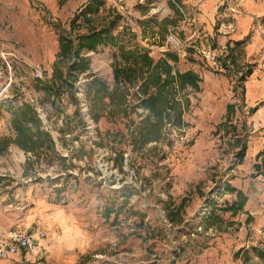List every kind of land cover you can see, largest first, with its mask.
Wrapping results in <instances>:
<instances>
[{
	"label": "rangeland",
	"instance_id": "1",
	"mask_svg": "<svg viewBox=\"0 0 264 264\" xmlns=\"http://www.w3.org/2000/svg\"><path fill=\"white\" fill-rule=\"evenodd\" d=\"M89 1L0 0V177L7 180L0 185V242L15 230L43 235L36 237L38 253L21 250L0 264H264V132L250 124L264 103L246 104L253 64L241 65L238 57L250 42L238 38L241 9L219 10L215 35L239 39L220 45L187 8L201 0H104L102 19H115L116 11V32L127 27L137 35L127 36L128 47L139 45L155 60L169 53L196 59L232 81L235 103L223 122L204 121L199 129L185 123L191 104L179 92L183 124L166 120L160 138L143 145L149 112L142 82L126 84L125 114L100 112L91 101L95 76L114 86L107 65L95 74L91 61L73 89L59 95L37 85L52 80L60 37ZM206 50L220 56L221 70L213 69ZM115 52L101 47L85 56L102 62ZM25 105L51 136L53 150L30 153L13 142L11 116ZM174 134L184 139L178 147ZM257 147L263 150L256 153ZM233 188L248 198L236 215L226 211L237 201ZM61 211L65 226L53 221Z\"/></svg>",
	"mask_w": 264,
	"mask_h": 264
},
{
	"label": "trees",
	"instance_id": "2",
	"mask_svg": "<svg viewBox=\"0 0 264 264\" xmlns=\"http://www.w3.org/2000/svg\"><path fill=\"white\" fill-rule=\"evenodd\" d=\"M65 2L61 0V5ZM105 5L104 0H90L84 9L75 14L70 22V32L60 37V52L52 80L45 83L37 81V85L48 95L72 90L78 75L91 69V60L86 54L101 47L116 50L112 63L115 81L113 88L95 76L89 87V95L100 112L110 109L112 113L125 114L126 84L142 82L140 91L145 96L142 106L149 112L141 134L142 143L146 145L160 138L166 120L179 126L183 124L185 109L178 100V93L183 95L185 106L188 105V92L200 89L201 78L193 71H179L176 66L179 58L174 53H169L167 58L155 60L147 49L139 45L128 47L125 44L127 36L135 38L137 35L127 27L116 32V18L121 16L116 11L115 19L109 22L102 19L100 13L105 10ZM150 23H141L142 28L145 30ZM166 28L159 33L165 35ZM233 111L234 108L229 107V114ZM99 114L95 115L97 120ZM11 126L16 132L13 142L20 149L30 153L53 150L51 136L42 128L41 120L29 106L25 105L12 113ZM4 140L7 145V139ZM6 182L4 177H0L1 186H6ZM231 190L237 192V201L226 211L236 215L244 210L248 198L242 191L234 188ZM183 208L181 205L177 212H182ZM259 258L264 261V249L259 251Z\"/></svg>",
	"mask_w": 264,
	"mask_h": 264
},
{
	"label": "crops",
	"instance_id": "3",
	"mask_svg": "<svg viewBox=\"0 0 264 264\" xmlns=\"http://www.w3.org/2000/svg\"><path fill=\"white\" fill-rule=\"evenodd\" d=\"M202 1L204 2L206 0L195 3L191 2L187 8L195 12L193 13V18H196L198 24L205 27V31L212 41L221 45L228 41L239 40L238 38H240V42H243L244 38L250 39L245 51L239 54L238 57L241 59L240 62L244 61L241 65H246V63L253 64V74L245 83V96L247 107L256 108L258 105L264 103V0H208L207 3H202ZM236 8L242 11V16L237 18V23L240 28L238 38L218 35L217 33L215 35L214 26L219 20V10L222 11L225 9L227 13L237 12L235 10ZM197 10L200 12L198 13ZM229 15L238 17L232 13ZM88 57L92 61V70L94 73L100 66L107 65L112 68L113 55L106 59H100L102 62H98L93 55H89ZM201 63L203 62L196 59H191V61H182L180 59L179 65H177L179 71H193L202 80L200 83V91L189 90L188 98L191 105L184 115L185 123L197 125V129H199L198 125H200L198 123L204 121L210 123L223 122L227 116L228 106L235 103L231 78L225 75H217L211 72L208 64L205 65L203 63L202 65ZM180 65H183V71L180 70V67H182ZM111 70L108 73L113 76V69ZM113 78L114 76L111 79L109 78V82H113ZM260 108L250 118V124L253 125L254 132H264V105ZM255 150L256 153H259L263 149L257 147ZM64 216L65 212L61 211L57 217H53L55 225L61 224L65 226L63 222Z\"/></svg>",
	"mask_w": 264,
	"mask_h": 264
},
{
	"label": "built area",
	"instance_id": "4",
	"mask_svg": "<svg viewBox=\"0 0 264 264\" xmlns=\"http://www.w3.org/2000/svg\"><path fill=\"white\" fill-rule=\"evenodd\" d=\"M170 41L176 47L181 44V41L175 36H172ZM204 54L208 61L212 64L214 70L219 71L222 69L223 62L219 61V55L211 50L204 51ZM38 76L41 75L39 74ZM87 81L88 80L85 79V82ZM78 90L81 92L82 88H79ZM171 138L175 147H178L182 144V142H184V139L179 134H174ZM36 237L43 238V235H33L23 230L11 231L7 236H5V239L0 242V259H6L14 256L21 250L30 255L38 253L39 245Z\"/></svg>",
	"mask_w": 264,
	"mask_h": 264
}]
</instances>
